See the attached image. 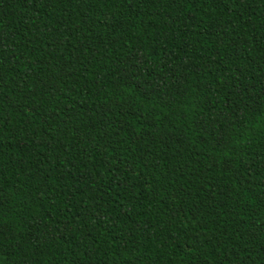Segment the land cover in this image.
I'll use <instances>...</instances> for the list:
<instances>
[{"label":"trees","instance_id":"trees-1","mask_svg":"<svg viewBox=\"0 0 264 264\" xmlns=\"http://www.w3.org/2000/svg\"><path fill=\"white\" fill-rule=\"evenodd\" d=\"M264 0H0V264H264Z\"/></svg>","mask_w":264,"mask_h":264},{"label":"snow or ice","instance_id":"snow-or-ice-1","mask_svg":"<svg viewBox=\"0 0 264 264\" xmlns=\"http://www.w3.org/2000/svg\"><path fill=\"white\" fill-rule=\"evenodd\" d=\"M259 119L264 120V110L261 111V114L259 116Z\"/></svg>","mask_w":264,"mask_h":264}]
</instances>
